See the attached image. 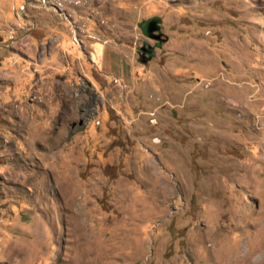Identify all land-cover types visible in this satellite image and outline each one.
<instances>
[{"label":"rangeland","instance_id":"1","mask_svg":"<svg viewBox=\"0 0 264 264\" xmlns=\"http://www.w3.org/2000/svg\"><path fill=\"white\" fill-rule=\"evenodd\" d=\"M0 264H264V0H0Z\"/></svg>","mask_w":264,"mask_h":264},{"label":"flooded vegetation","instance_id":"2","mask_svg":"<svg viewBox=\"0 0 264 264\" xmlns=\"http://www.w3.org/2000/svg\"><path fill=\"white\" fill-rule=\"evenodd\" d=\"M152 19H154V18H150V19L146 20L145 22H143L141 24V30H142L143 34H145L148 38H150V39L154 40L156 43H158V41H162L163 39H161V40L153 39L150 37V33H146V29L150 25L149 21H151ZM153 32L154 33H161V36H162V32L160 31V28H158L157 30H154ZM153 47L154 46H151L148 42H144L143 45H141L139 48V51L142 53V57H144L145 55H152L153 54Z\"/></svg>","mask_w":264,"mask_h":264},{"label":"water","instance_id":"3","mask_svg":"<svg viewBox=\"0 0 264 264\" xmlns=\"http://www.w3.org/2000/svg\"><path fill=\"white\" fill-rule=\"evenodd\" d=\"M150 25L149 27L146 29V33H150V37L156 40H161V39H165L161 36V33H154V30H157L159 28L158 25V19L154 18L151 21H149Z\"/></svg>","mask_w":264,"mask_h":264}]
</instances>
